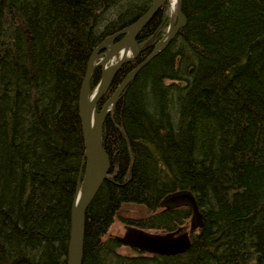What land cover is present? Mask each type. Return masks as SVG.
<instances>
[{
    "label": "trees",
    "instance_id": "1",
    "mask_svg": "<svg viewBox=\"0 0 264 264\" xmlns=\"http://www.w3.org/2000/svg\"><path fill=\"white\" fill-rule=\"evenodd\" d=\"M153 1L0 0V264H66L84 174L78 101L87 63ZM167 9L139 47L163 37ZM182 14L183 28L104 121L110 169L86 211L82 264H264V0H182ZM150 51L121 67L96 112ZM99 80L98 69L91 93ZM183 190L203 219L184 253L122 255L106 237L125 205L147 211L121 219L127 227L188 229V208L159 206Z\"/></svg>",
    "mask_w": 264,
    "mask_h": 264
},
{
    "label": "water",
    "instance_id": "2",
    "mask_svg": "<svg viewBox=\"0 0 264 264\" xmlns=\"http://www.w3.org/2000/svg\"><path fill=\"white\" fill-rule=\"evenodd\" d=\"M166 1L154 0L148 10L133 24L101 42L93 51L87 63L78 101L80 126L84 144V174L82 184L79 183L77 186L71 206L66 264H82L86 211L109 173V157L103 149L101 142L104 121L113 111L117 99L126 86L144 66L168 45L178 31L185 25L186 20L182 14V0L174 1L176 16L174 25L168 28L163 37L154 44L145 60L125 76L115 92L104 102L97 113L96 107L106 96L113 78L121 67L124 64L136 60L140 53L146 51L154 41L155 37L151 38L148 44L139 47L137 37L159 13ZM119 37L121 39L113 43ZM117 55H120L118 61L113 65L107 66L109 61ZM100 57L102 58L97 62ZM98 69L101 70V77L95 90L91 93V76ZM159 206L164 210H173L182 207L188 208L191 212L188 230L179 228L170 233L149 234L139 229L130 228L127 229V236L123 239H116L124 245H133L134 249L142 253L163 256H174L184 253L190 247L189 234L203 226L202 215L195 197L188 190L177 191L164 197L160 201Z\"/></svg>",
    "mask_w": 264,
    "mask_h": 264
},
{
    "label": "rangeland",
    "instance_id": "3",
    "mask_svg": "<svg viewBox=\"0 0 264 264\" xmlns=\"http://www.w3.org/2000/svg\"><path fill=\"white\" fill-rule=\"evenodd\" d=\"M168 2V9H167V16L170 19V25L166 28L164 34L167 32L168 28L174 25L176 21V16H175V10L172 9L173 5V0H167ZM165 2V3H166ZM130 53H132L130 51ZM119 59V55L116 57L112 58L109 61V65L115 64ZM96 88V87H95ZM95 88L92 90V92L95 90ZM80 184H82V180H80ZM147 214L146 209L143 206H137V205H125L121 208V210L118 212V215L114 218V221L112 222L111 226L108 229V232L106 234V237H116V238H121L123 239L125 236H127V229H130V227H127L121 219H127V218H137V217H142ZM132 228V227H131ZM185 230H188L185 228ZM149 234H155L154 232H147ZM136 249H134L133 245H124L121 243V246L119 247L118 252L122 255H135L136 254ZM147 254V253H146Z\"/></svg>",
    "mask_w": 264,
    "mask_h": 264
},
{
    "label": "flooded vegetation",
    "instance_id": "4",
    "mask_svg": "<svg viewBox=\"0 0 264 264\" xmlns=\"http://www.w3.org/2000/svg\"><path fill=\"white\" fill-rule=\"evenodd\" d=\"M120 39H121V38H120ZM118 41H119V40H118ZM149 41H150V40H149ZM149 41L147 42V44L149 43ZM116 42H117V41H115V42H113V43H116ZM153 42H154V41H153ZM153 42H152V43L150 44V46H149V48H151V50H152V48H153V46H154ZM150 52H151V51H150ZM140 54H141V53H140ZM149 54H150V53H149ZM149 54H148V55H149ZM119 56H120V55H119ZM139 56H140V55H139ZM101 58H102V57H100V58L97 60V62H98ZM134 61H135V60H134ZM132 62H133V61H132ZM130 63H131V62H130ZM124 65H125V64H124ZM99 70H100V69H99ZM100 77H101V70H100ZM114 92H115V91H114ZM109 97H110V96H109ZM109 97H108V98H109ZM106 100H107V99H106ZM106 100H105V101H106ZM105 101H104V102H105ZM104 102H102V104H104ZM96 113H97V112H96Z\"/></svg>",
    "mask_w": 264,
    "mask_h": 264
},
{
    "label": "bare ground",
    "instance_id": "5",
    "mask_svg": "<svg viewBox=\"0 0 264 264\" xmlns=\"http://www.w3.org/2000/svg\"><path fill=\"white\" fill-rule=\"evenodd\" d=\"M174 1H175V0H173V5H172L173 8H172V9H175ZM166 3H167V2H166ZM164 8H165V7H164ZM180 30H181V29H180ZM155 42H156V41H155ZM149 50H150V49H149ZM163 51H164V50H163ZM108 65H109V64H108ZM197 203H198V202H197Z\"/></svg>",
    "mask_w": 264,
    "mask_h": 264
}]
</instances>
